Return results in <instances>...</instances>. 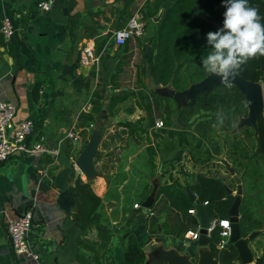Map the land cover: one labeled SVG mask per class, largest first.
<instances>
[{
	"label": "crops",
	"instance_id": "crops-1",
	"mask_svg": "<svg viewBox=\"0 0 264 264\" xmlns=\"http://www.w3.org/2000/svg\"><path fill=\"white\" fill-rule=\"evenodd\" d=\"M36 1L0 0V21L4 16L10 17L15 29L8 42L0 34V101L15 103L16 118H30L34 122L31 139L44 136L47 146L58 148L59 155L54 158L49 154H17L0 162V264H98L102 261L77 242L78 238L99 239L94 225L82 227L74 218V180L78 177L90 182L95 194L102 198L109 223L119 225L121 235L129 231L135 236L144 252L141 264H184L182 259L190 264L213 262L215 257L211 256L209 245L194 246L195 256H188L184 252L185 240L190 237L185 233L181 238L172 232L180 225H188V231L199 232L194 211L190 215L195 223L189 215L183 217L157 192L163 184L176 180L186 194L197 172L216 175L228 184L229 176H233L221 159L228 162L237 176L240 167L230 157L231 137L235 136L244 145L245 130L253 131L255 137L258 130L243 124L245 116H240L227 136L229 140L221 155L206 164L197 162L191 138H184L188 145L181 147L179 135H172L171 131L178 132L174 127L178 125L176 113L191 99L182 93L202 79L176 90L171 83L159 85L151 76L163 13L158 21L146 20L142 37L117 45L113 41L114 32L125 25L126 14H132L145 0H55L52 8L43 12L35 8ZM159 1L164 12L174 0ZM87 46L92 47L97 59L84 65L81 58ZM121 62L124 71L119 77L121 87L137 92L140 87L135 75L140 73L144 86L158 100L153 113L155 120H164L169 114L174 125L164 122L163 127L156 128L154 123L150 124L138 95L108 110L111 93L117 91L111 88L110 78ZM99 83L106 88L100 113L94 121L81 118L82 112L90 110L89 99ZM261 85L264 94V84ZM98 118L102 119V129L96 131L94 125ZM140 119L141 128L123 125ZM69 131L76 133V141L67 136ZM95 132L100 138L92 159L93 174L88 178L76 162ZM249 146L254 149V141ZM146 148L156 152L154 175L144 164L149 155ZM178 152L181 158L174 162ZM117 179L121 180L114 185ZM148 197L153 199L146 210L142 202ZM136 203L138 207H134ZM26 210L32 212L28 239L40 256L37 260L15 254L7 231L8 222ZM255 216L262 222L257 229L259 234L251 240L247 236L241 239H246L252 257L249 264H264V209L255 208ZM120 234L112 237L103 261L110 258L115 264H125L126 242L121 241Z\"/></svg>",
	"mask_w": 264,
	"mask_h": 264
},
{
	"label": "trees",
	"instance_id": "trees-1",
	"mask_svg": "<svg viewBox=\"0 0 264 264\" xmlns=\"http://www.w3.org/2000/svg\"><path fill=\"white\" fill-rule=\"evenodd\" d=\"M129 2V1H128ZM224 0H174L166 7L159 21L156 38L155 54L151 68V76L159 85L171 83L176 90H183L190 82H197L203 79L207 72L203 69L201 60L206 58L211 50L207 45L206 35L208 32H215L223 26V14L226 9L223 7ZM159 0H145L143 3V14L145 20L154 18L160 8ZM249 5L256 7L259 14L264 18V0H249ZM131 13L126 14L123 19L126 24ZM264 23V19L261 20ZM122 28V27H121ZM105 43V40L102 41ZM130 61V59L128 60ZM264 56L257 55L242 65L236 72L246 80L264 81ZM122 62L115 66V71L111 75L110 83L112 89H117L111 93L108 110H112L118 103L127 98L138 95L140 101L145 105V111L153 125L155 117L154 110L158 107V100L155 94L148 90L142 81L140 73L136 72V82H138L137 92L121 87L119 77L124 72ZM105 86L101 83L96 87L90 96L91 108L88 112H82L81 118L94 121L101 111L102 100L105 93ZM139 106L142 107L139 103ZM223 109L226 119L222 126L213 127L217 124V112ZM247 115V106L240 90L231 83V88L224 83L218 84L211 92L196 93L186 104L176 113L178 132L171 131V134H178L184 147L188 141L187 136L193 141V148L197 152V162L201 164L209 163L214 157L221 155L225 142L230 131L235 127L240 116ZM139 122L123 123L124 126L134 125L141 128ZM169 126L174 125L167 114L163 123ZM138 124L140 126H138ZM250 127H246L249 129ZM257 137L251 131L245 136V143L238 141L235 136L230 141V157L233 162H239L241 169L237 171L242 178L243 194L239 207V231L241 237H246L253 230L261 228L262 222L255 216V208L264 209V110L257 119ZM230 138V137H229ZM186 140V141H185ZM255 144L254 149L250 144ZM149 152L148 159L144 162L151 168V175H154L156 165L154 157L156 152L151 148H146ZM181 151V150H180ZM181 152H178L174 162L179 161ZM237 164V163H236ZM241 170V171H240ZM119 176H123L120 174ZM119 178V177H118ZM121 179H117L114 185L119 184ZM228 187L231 191L236 188V181L229 176L228 184L224 179L216 175L204 172H197L194 181L189 184V190L196 195L197 201L206 203L209 215L215 219H227L228 209L231 206L234 196L226 191ZM164 195L171 207L175 208L184 217L189 215L192 222L195 219L188 212L194 210V203L182 191V187L176 180L169 184H163L157 195ZM74 218L82 226L94 225L97 229L98 241L78 238L77 242L93 251L98 264H103L105 252L110 249L112 237L120 234L119 225H111L109 219L103 212V200L93 191L90 182L81 178L74 180ZM188 225H180L172 230L182 236L188 231ZM222 228L216 225L209 233V248L212 255L219 264H240L238 251L234 244L226 242L223 247H219ZM121 241H125L124 261L125 264H141L144 260V252L138 244L135 236L125 231L120 234Z\"/></svg>",
	"mask_w": 264,
	"mask_h": 264
},
{
	"label": "built area",
	"instance_id": "built-area-1",
	"mask_svg": "<svg viewBox=\"0 0 264 264\" xmlns=\"http://www.w3.org/2000/svg\"><path fill=\"white\" fill-rule=\"evenodd\" d=\"M55 0H37L35 8L38 11H48L54 5ZM143 4H141L129 17L126 24L116 30L113 34V41L117 45H123L133 38H140L146 30V20L143 14ZM14 26L12 19L4 16L0 21V34L5 42H8L14 34ZM97 58L94 55L91 46H87L83 50L81 63L84 65L94 62ZM17 105L11 101H0V162H4L10 157L23 154L26 156H38L49 154L56 158L59 155L58 148L48 147L44 136L31 139L34 130V122L30 118L17 119ZM156 128L164 126L163 120L160 118L154 121ZM67 136L72 140L78 139L75 132H67ZM207 202H204L206 204ZM138 207V204H134ZM194 210H189L192 213ZM153 213L150 212V215ZM32 212L26 210L22 215L12 219L7 224V231L10 237L13 252L17 255H23L37 260L40 256L33 248L28 239V234L32 225ZM222 228L220 235L221 240L219 247H223L228 242L230 236V223L227 219L213 220L207 233L216 226ZM186 235L191 239H197V231H187ZM103 264H115L110 258H105Z\"/></svg>",
	"mask_w": 264,
	"mask_h": 264
},
{
	"label": "water",
	"instance_id": "water-1",
	"mask_svg": "<svg viewBox=\"0 0 264 264\" xmlns=\"http://www.w3.org/2000/svg\"><path fill=\"white\" fill-rule=\"evenodd\" d=\"M163 13V9L159 11V13L153 18L155 21H158ZM262 69L264 70V66H262ZM221 78L214 75V74H207L201 81L193 84L189 90H186L182 93V95H186L189 98H192L196 93L199 92H211L214 87L218 84H221ZM231 83H233L242 93L246 106H247V115L244 119H242V123L246 125H252L255 130L257 129L256 120L258 119V116L260 113L264 110V94L262 91V85L264 84V81H251L246 80L242 76L235 74V78L231 80ZM167 94L172 95V93L168 90H166ZM94 129L96 131H99L102 129V119L98 118ZM99 134L95 132L88 143L85 145L84 149L82 150L81 154L79 155V158L77 159L76 166L78 169L83 172L86 177H91L93 174V165H92V159L97 153V144L99 141ZM221 162L226 166L229 173L233 176V178L236 181V190L234 192V199L231 204V206L228 209V220L230 223V236L228 239V242L231 244H234V246L237 248L238 251V258L241 262V264H249L252 260L251 254L249 249L247 248L246 239L242 240L240 231H239V207L241 203V197L243 194V188H242V181L239 176H237L234 173V170L231 168V166L228 164V162L224 159H221ZM188 189V188H187ZM186 195L189 197L191 202L194 203L195 209H194V216L198 220V226H199V232L197 239H190L187 238L185 240V243L187 244V247L185 248V254L188 256L194 257V246L197 245H208V235H207V228L210 227V224L213 222L212 217L209 215L206 204L196 202L195 195L188 189L185 190ZM226 191L229 194H232V191L226 187ZM152 197H148L144 202H142V206L147 210L152 203ZM259 234V230H253L247 235V240L253 239L256 235ZM211 256V250L209 249ZM184 264H190L186 263L184 259H182ZM213 262H199L198 264H217L218 261L216 258L212 260Z\"/></svg>",
	"mask_w": 264,
	"mask_h": 264
},
{
	"label": "clouds",
	"instance_id": "clouds-1",
	"mask_svg": "<svg viewBox=\"0 0 264 264\" xmlns=\"http://www.w3.org/2000/svg\"><path fill=\"white\" fill-rule=\"evenodd\" d=\"M223 26L206 35L210 46L206 58L201 60L205 72L221 78L231 88L236 72L249 60L264 56V19L249 0H224ZM217 124L222 126L226 119L223 109L217 112Z\"/></svg>",
	"mask_w": 264,
	"mask_h": 264
},
{
	"label": "rangeland",
	"instance_id": "rangeland-1",
	"mask_svg": "<svg viewBox=\"0 0 264 264\" xmlns=\"http://www.w3.org/2000/svg\"><path fill=\"white\" fill-rule=\"evenodd\" d=\"M247 134H249L250 135V133L247 131ZM245 136H246V132H245ZM239 169H241V168H239ZM241 171V170H240ZM264 201V200H263Z\"/></svg>",
	"mask_w": 264,
	"mask_h": 264
},
{
	"label": "bare ground",
	"instance_id": "bare-ground-1",
	"mask_svg": "<svg viewBox=\"0 0 264 264\" xmlns=\"http://www.w3.org/2000/svg\"><path fill=\"white\" fill-rule=\"evenodd\" d=\"M100 135V134H99Z\"/></svg>",
	"mask_w": 264,
	"mask_h": 264
}]
</instances>
